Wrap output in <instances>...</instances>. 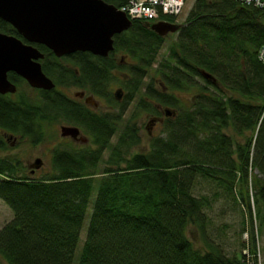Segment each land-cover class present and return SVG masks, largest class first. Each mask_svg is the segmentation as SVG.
Segmentation results:
<instances>
[{"label":"trees","instance_id":"obj_1","mask_svg":"<svg viewBox=\"0 0 264 264\" xmlns=\"http://www.w3.org/2000/svg\"><path fill=\"white\" fill-rule=\"evenodd\" d=\"M105 1L120 8L130 0ZM151 25L133 19L114 36L107 57L79 51L60 58L34 43L45 53L41 63L56 84L52 90L29 95L25 79L9 74L18 91L0 94L1 130L38 144L45 124L68 122L88 132L92 145L55 147L40 177L27 173L16 157L0 155V199L13 212L0 229L6 264H73L95 189L78 264H264V245L263 260L258 245L264 236V63L258 56L264 8L238 0H196L158 65L167 36ZM0 31L21 37L2 18ZM71 86L90 90L111 109L77 102L61 89ZM115 86L124 91L120 101ZM192 89L197 92L191 103L177 95ZM136 97L137 114L174 112L147 151H134L141 136L133 118L123 124ZM9 147L0 136V150ZM200 178L232 194L248 212L249 238L233 256L209 237L207 211L214 201L195 193ZM192 225L205 248L190 238Z\"/></svg>","mask_w":264,"mask_h":264},{"label":"water","instance_id":"obj_2","mask_svg":"<svg viewBox=\"0 0 264 264\" xmlns=\"http://www.w3.org/2000/svg\"><path fill=\"white\" fill-rule=\"evenodd\" d=\"M0 18L10 23L21 36L0 31V94L3 95L18 91L8 77L11 71L33 88L52 90L56 87L53 79L43 71L40 60L45 54L34 43L47 46L57 57L79 51L107 57L115 48L114 36L133 24L124 11L105 0H0ZM180 27V24L166 21L151 25L161 36L178 32ZM202 74L216 82L209 72L203 70ZM123 94L122 88L115 91L117 100H121ZM86 102L97 105L93 96H88ZM165 112L167 116L174 113L170 108ZM61 135L78 138L80 129L64 125ZM43 165V159L36 158L30 165L31 174Z\"/></svg>","mask_w":264,"mask_h":264},{"label":"rangeland","instance_id":"obj_3","mask_svg":"<svg viewBox=\"0 0 264 264\" xmlns=\"http://www.w3.org/2000/svg\"><path fill=\"white\" fill-rule=\"evenodd\" d=\"M196 0H186L184 9L182 13L175 17L177 24H184L187 21V18L194 6ZM170 21V19H169ZM172 22V21H171ZM179 32H175L167 35L166 41L163 44L162 48L159 51L157 57V63L166 58L169 54V45L170 43L177 37ZM197 81L204 85V78L198 77ZM23 88L29 95H35V90L31 88L28 84H23ZM118 86H115L116 90ZM67 94L74 96V93L79 91L77 87L72 88H61ZM196 89H192V92H177L182 99L187 101L189 99V103H191V99L196 93ZM137 97L133 99L128 105L125 114L123 124L127 123L130 118H133L132 121H135L140 128V136L141 143L134 148L135 152L139 151H147L150 148L151 137L163 134V122H159L158 120L152 122L153 116L149 115L145 112H139V114L135 113L136 111V102ZM97 101L101 109H107V104L105 100L98 98ZM187 101V102H188ZM154 120V119H153ZM68 125L66 122H55L52 124H45V138L39 142L38 144L30 143L27 139L23 140L20 137L14 138L9 133L7 135L3 134V131L0 129V136H3L5 140L8 142L10 147L5 150H0L1 156H10L16 157L17 159L23 162L24 167L26 168V172H30L29 167L27 166L30 163H33L36 158H42L44 161V165L41 169L37 170L32 176L40 177L44 174V172L48 168V164L51 158L52 150L55 147H66L70 145V143L74 144L70 139H63L61 137V126ZM118 135V134H117ZM117 135L113 138V142L117 140ZM8 137L9 139H7ZM238 141L243 142L244 139H241L239 136L236 137ZM89 142V143H88ZM92 140H88L86 143L91 144ZM81 145V144H80ZM109 155V151L106 152L105 158ZM195 193L197 195L206 194L212 198L214 201V205L212 209L207 211L210 223L208 228V234L211 240H213L214 244H218L225 253L230 256H233L234 253L242 250V244L246 243L247 239L244 237V223L247 220L249 221L248 212L242 202L234 199L232 194L225 192L222 187H219L215 183H210L206 180L200 178L199 182L195 187ZM216 193V194H215ZM96 195V189L93 191L91 201L87 208L86 218L81 230L80 240L75 252V259L73 264H78L79 255L81 249L83 247L84 241L87 235V227L90 219V215L93 209V201ZM253 210L255 212L256 206L252 201ZM13 219V212L10 207L0 199V229L7 224L9 221ZM256 228L259 223H256ZM189 236L194 242V245L198 248H205L203 239L201 237L200 232L195 228V226L189 227ZM259 248L261 250V258L263 260V245H264V236L260 235ZM0 264H6L5 260L0 255Z\"/></svg>","mask_w":264,"mask_h":264},{"label":"built area","instance_id":"obj_4","mask_svg":"<svg viewBox=\"0 0 264 264\" xmlns=\"http://www.w3.org/2000/svg\"><path fill=\"white\" fill-rule=\"evenodd\" d=\"M243 4L257 8H264V0H238ZM186 0H130L119 9L129 18L148 20L152 22L169 21L171 17H178L185 6ZM259 59L264 63V44L258 51ZM246 239L249 233H244ZM247 252V251H245Z\"/></svg>","mask_w":264,"mask_h":264},{"label":"flooded vegetation","instance_id":"obj_5","mask_svg":"<svg viewBox=\"0 0 264 264\" xmlns=\"http://www.w3.org/2000/svg\"><path fill=\"white\" fill-rule=\"evenodd\" d=\"M170 34H172V33H170ZM44 53V52H43ZM45 54V53H44ZM93 54V53H92ZM70 56V55H69ZM64 57H68V56H64ZM44 58H45V56H44ZM43 58V59H44ZM60 58H63V57H60ZM43 59H41V60H43ZM41 60H40V62H41ZM42 64V63H41ZM12 72V71H11ZM11 72H9V74L11 73ZM9 74H8V77H9ZM9 79H10V77H9ZM11 80V79H10ZM12 81V80H11ZM13 83H15L16 85H17V87H18V84L16 83V82H14V81H12ZM25 84H28L29 86H30V84L25 80ZM31 87V86H30ZM72 87H77V86H71V87H63V88H72ZM31 88H33V87H31ZM78 89H80L79 91H77V92H75L74 93V96H71V95H69V94H67L66 92V94L69 96V97H71L72 99H75L77 102H81V103H85L87 106H89L91 109H94V110H98V111H105V110H107V109H111V106L109 105V104H107V109H101L100 108V106H99V103H98V101H97V97H95V95L93 94V93H91L90 92V90H88V89H85V88H81V87H77ZM34 90L35 89H38V88H33ZM78 92H85V94L83 95V96H81V95H77V93ZM10 94H12V93H8V94H4V95H10ZM13 95V94H12ZM88 96H93L94 98H95V101L97 102V105H94V104H91V103H88V102H86V98L88 97ZM122 100V99H121ZM120 101V100H119ZM166 114V113H165ZM151 116H153V115H151ZM166 116H167V114L166 115H164V116H153V118H152V120L154 119V120H158L159 122H164V119L166 118ZM66 123H68V122H66ZM62 126H64V125H62ZM61 126V127H62ZM65 126H76V127H78L79 129H80V135L78 136V138H74V137H71V136H66V137H63L62 135H61V137L63 138V139H70V141H72L73 143H74V145H76V146H86V145H89L88 143H86L88 140H91V136L89 135V133L88 132H86L81 126H79V125H77V124H74V123H68V125H65ZM3 131V130H2ZM3 134H5V135H7L8 133L6 132V131H3ZM7 139H9L8 137H6ZM14 138H19V137H14ZM81 144V145H80ZM32 163H30V164H28L27 166L29 167V170H30V172L32 171V168L30 167V165H31Z\"/></svg>","mask_w":264,"mask_h":264},{"label":"bare ground","instance_id":"obj_6","mask_svg":"<svg viewBox=\"0 0 264 264\" xmlns=\"http://www.w3.org/2000/svg\"><path fill=\"white\" fill-rule=\"evenodd\" d=\"M168 22H171V21H168Z\"/></svg>","mask_w":264,"mask_h":264}]
</instances>
